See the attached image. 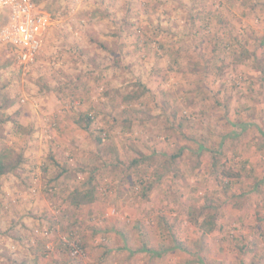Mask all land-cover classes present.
Instances as JSON below:
<instances>
[{
    "label": "rangeland",
    "instance_id": "obj_1",
    "mask_svg": "<svg viewBox=\"0 0 264 264\" xmlns=\"http://www.w3.org/2000/svg\"><path fill=\"white\" fill-rule=\"evenodd\" d=\"M33 1L53 19L34 63L0 53V121L33 130L20 177L0 182V264H264V121L251 122L264 115V0ZM19 132L0 125V152L18 151ZM209 150L239 177L213 172ZM89 174L92 200L75 208ZM147 174L144 196L132 184ZM71 227L83 258L60 240Z\"/></svg>",
    "mask_w": 264,
    "mask_h": 264
},
{
    "label": "trees",
    "instance_id": "obj_2",
    "mask_svg": "<svg viewBox=\"0 0 264 264\" xmlns=\"http://www.w3.org/2000/svg\"><path fill=\"white\" fill-rule=\"evenodd\" d=\"M122 27L119 26L118 29H121ZM219 35L218 33H216V39L214 41V46L215 47H218L219 46ZM206 63L209 61V59H205ZM104 69V68H103ZM100 78V75L99 77ZM138 87H140V89L142 90L141 91V94H138V95H135L134 98H140L143 93L146 92V89L144 85L138 83L136 84ZM74 109V108H72ZM93 119L94 117L91 115V114H83V113H79L78 114V119L75 120V124L81 128L83 131H86L88 132L91 125L93 124ZM7 123H12V124H16L18 130L20 132H24L26 133V136L24 137V135H22L23 137L22 138H26L27 140L24 141L23 144H21L20 146H18V151L14 150V149H9V150H5V151H1L0 152V179L5 177L6 179H10L12 177H18V171H21L22 168H23V165L25 164L26 162V158L24 156V152L26 150V147L28 145V138L30 139L31 135H32V128L28 127V128H23V126L21 124H17L16 120L14 117H9L3 121H0V125H6ZM19 132V133H20ZM21 135V133H20ZM98 140V142H101V140H99V138H96ZM186 150V149H185ZM203 150V147L202 146H197V150L194 154H199L201 153V151ZM183 148L180 149V151H178V153L174 154V155H171L170 158L166 161V159H164V162L162 163L163 165H167L169 168L171 166H174L175 164V161L176 159L180 158L181 157V153H182ZM219 150H212L210 151L209 150V154H207L206 157H209V161H211L210 163V166H211V169L213 170V172H215L216 174H218V176L223 179H232V178H238L239 177V172L237 171H233V170H230V169H227V167L225 166V164H220V157L219 155L221 154L220 151L218 152ZM15 152V153H14ZM154 152L156 153V150H154ZM145 156H143V160ZM149 159V157L147 156V160ZM52 160V159H51ZM55 164L56 162L53 161ZM142 162L140 160H137L136 158L132 159V162L130 163L131 166H138L139 164H141ZM129 171V168H126L125 169V172ZM67 173L66 169L65 168H59V171H58V175L49 180L50 184L51 183H55L58 181V179L61 177V176H64L65 174ZM20 177V175H19ZM18 177V178H19ZM94 177L93 176H90V178H88L87 180H84V182L86 183L87 182V185L91 183L92 179ZM147 183V186L146 188L144 189V193L143 195L145 196L146 193L148 194V192L150 190H152L154 188V185H155V182L154 180H150L148 174H147V180L144 179V177H139V176H136V178L134 179L133 181V186L134 187H137L138 185H140L141 187ZM48 185V183H47ZM85 186V185H84ZM84 186H76V188H73L70 192V195H71V205L75 208L77 207H80V204L86 202V201H89V200H92V192L91 191H88V190H85L84 189ZM49 187V186H48ZM47 187V188H48ZM55 185L53 184L52 185V188H54ZM107 187H111V186H107ZM48 191L51 192V188L48 189ZM106 191V190H105ZM74 217L76 220L78 215L76 213L73 214ZM73 218V221L70 222V224L72 225L73 222H75V219ZM198 217H194L192 216L190 218V222L192 223L193 226H197L199 229H202L203 230V233H210L214 230V218L213 216H208V218L206 220H203L202 223H200L198 221ZM72 220V219H71ZM67 221H70L69 219ZM55 225H51L50 229L53 228ZM75 226V225H74ZM56 227V226H55ZM76 232V228H69L66 230L65 233H75ZM150 250H148L149 252ZM152 251V250H151Z\"/></svg>",
    "mask_w": 264,
    "mask_h": 264
},
{
    "label": "built area",
    "instance_id": "obj_3",
    "mask_svg": "<svg viewBox=\"0 0 264 264\" xmlns=\"http://www.w3.org/2000/svg\"><path fill=\"white\" fill-rule=\"evenodd\" d=\"M0 12H3L0 20V53L9 49L19 66L26 68L32 65L42 47L45 33L53 25L52 17L33 0H0ZM231 78L240 85V76ZM52 126L55 127L54 122ZM55 226L45 229L44 234L50 233ZM60 240L72 258L85 256L86 250L76 240L75 233H65Z\"/></svg>",
    "mask_w": 264,
    "mask_h": 264
},
{
    "label": "crops",
    "instance_id": "obj_4",
    "mask_svg": "<svg viewBox=\"0 0 264 264\" xmlns=\"http://www.w3.org/2000/svg\"><path fill=\"white\" fill-rule=\"evenodd\" d=\"M2 14H3V12H0V20H1V16H2ZM1 23V22H0ZM44 41V40H43ZM263 81H261V83H262ZM259 108H261V106H259V107H257V111H259L258 109ZM68 120V119H67ZM66 119H63L62 121H63V124H60V129H58L57 130V133L55 134L56 136H60L61 134H64L66 131H64L63 129H64V126H67V128H70L71 129V124H70V122L69 121H67ZM263 121H264V115L263 114H259V113H256V115H255V120H251V122H252V124L256 127V128H258L259 129V124L261 123V124H263ZM69 130V129H68ZM260 145V147L261 148H263L264 149V146H263V144H258V145H256L255 146V151L257 150V147ZM253 151V150H252ZM251 151V153H249V155L250 154H252V153H255V151L254 152H252ZM257 152H259V151H257ZM90 176H92V174H89ZM89 176V177H90ZM6 178L5 177H3V178H1L0 179V182H2L3 180H5ZM7 180V179H6ZM84 180H86V179H84ZM84 180H77L76 182H74L73 183V185L74 184H78V185H80V186H84V185H87V182L85 183L84 182ZM6 182V181H5ZM77 185V186H78ZM85 222H87L86 224H85V227L86 226H88V225H93L94 223H92V221L91 220H85ZM262 263V262H261Z\"/></svg>",
    "mask_w": 264,
    "mask_h": 264
}]
</instances>
